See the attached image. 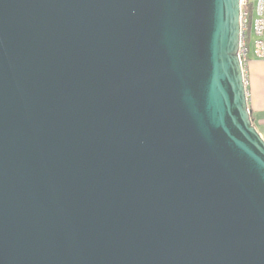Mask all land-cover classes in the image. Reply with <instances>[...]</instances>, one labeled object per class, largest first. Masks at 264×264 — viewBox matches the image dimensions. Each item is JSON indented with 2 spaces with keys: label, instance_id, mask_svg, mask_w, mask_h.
I'll use <instances>...</instances> for the list:
<instances>
[{
  "label": "water",
  "instance_id": "95a60500",
  "mask_svg": "<svg viewBox=\"0 0 264 264\" xmlns=\"http://www.w3.org/2000/svg\"><path fill=\"white\" fill-rule=\"evenodd\" d=\"M240 27V0H0V264H264Z\"/></svg>",
  "mask_w": 264,
  "mask_h": 264
},
{
  "label": "built area",
  "instance_id": "2783aa9c",
  "mask_svg": "<svg viewBox=\"0 0 264 264\" xmlns=\"http://www.w3.org/2000/svg\"><path fill=\"white\" fill-rule=\"evenodd\" d=\"M239 57L244 74L250 60L264 61V0H240Z\"/></svg>",
  "mask_w": 264,
  "mask_h": 264
},
{
  "label": "crops",
  "instance_id": "0c3cea01",
  "mask_svg": "<svg viewBox=\"0 0 264 264\" xmlns=\"http://www.w3.org/2000/svg\"><path fill=\"white\" fill-rule=\"evenodd\" d=\"M245 76L253 125L264 139V61L250 60Z\"/></svg>",
  "mask_w": 264,
  "mask_h": 264
},
{
  "label": "rangeland",
  "instance_id": "374dc122",
  "mask_svg": "<svg viewBox=\"0 0 264 264\" xmlns=\"http://www.w3.org/2000/svg\"><path fill=\"white\" fill-rule=\"evenodd\" d=\"M258 0H251L253 4H256Z\"/></svg>",
  "mask_w": 264,
  "mask_h": 264
}]
</instances>
